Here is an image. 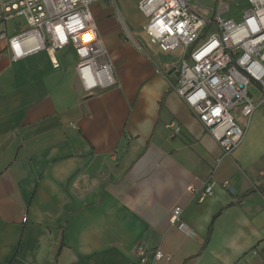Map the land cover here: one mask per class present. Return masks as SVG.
<instances>
[{
	"label": "crops",
	"instance_id": "0c3cea01",
	"mask_svg": "<svg viewBox=\"0 0 264 264\" xmlns=\"http://www.w3.org/2000/svg\"><path fill=\"white\" fill-rule=\"evenodd\" d=\"M94 19L101 39L110 34L115 85L92 94L70 48L14 62L0 41V264H136L137 244L172 255L154 264H264V108L236 115L245 136L222 156L169 86L178 61ZM1 29L9 38L26 24Z\"/></svg>",
	"mask_w": 264,
	"mask_h": 264
},
{
	"label": "built area",
	"instance_id": "2783aa9c",
	"mask_svg": "<svg viewBox=\"0 0 264 264\" xmlns=\"http://www.w3.org/2000/svg\"><path fill=\"white\" fill-rule=\"evenodd\" d=\"M97 1L0 0V41H6L14 62L39 52L52 54L70 48L85 92L110 88L115 85L112 64L91 13ZM191 1L141 0L137 9L147 21L143 32L150 44L164 52L183 50L174 68L175 82L169 86L218 144L222 156L229 157L246 132V125L240 126L236 115L249 121L264 106V0H247L238 23L222 17L229 10L223 0L218 1L212 17ZM14 19L24 21L26 29L7 38L1 24ZM250 86L257 88L258 98L250 95ZM169 127L173 134L180 131L174 123ZM215 185L207 182L197 201L211 196ZM222 187L228 188V183ZM180 213L181 208H174L171 224L179 221ZM177 228L184 230L185 226L178 223ZM132 252L136 264L172 259L169 253L149 251L140 244Z\"/></svg>",
	"mask_w": 264,
	"mask_h": 264
},
{
	"label": "rangeland",
	"instance_id": "374dc122",
	"mask_svg": "<svg viewBox=\"0 0 264 264\" xmlns=\"http://www.w3.org/2000/svg\"><path fill=\"white\" fill-rule=\"evenodd\" d=\"M212 0H196L197 3L202 5H209L208 7H216L219 0H215L211 4ZM136 2L137 0H99L91 6V13L94 18L97 19V16H101L103 19L98 20L97 23L100 25L103 24L105 21L115 20L117 23V28L121 31L122 40L125 38L130 42L128 36L130 33L134 36L137 45L144 50L148 54H152L154 50H156L149 42L145 33L143 32V27L146 25L147 21L142 19L139 15H137L136 9ZM229 6V12L226 14L227 19L232 18L235 22H240V17H242V11L245 9L244 4L247 0H223ZM195 5V1L192 2ZM126 23L128 28L123 25V21ZM106 38L110 37L109 32L105 33ZM204 36H202L203 38ZM104 36V40L106 39ZM102 39L104 46H106L105 41ZM107 48V47H106ZM59 51V50H57ZM56 51V52H57ZM72 51L70 50L68 54L70 55ZM183 50H177L176 52H167L165 54L170 60L175 62H179L182 58ZM248 92L253 98H258L259 91L256 87L250 86L248 88ZM264 106L258 108L255 112L259 109H263ZM255 114V113H254Z\"/></svg>",
	"mask_w": 264,
	"mask_h": 264
},
{
	"label": "trees",
	"instance_id": "16d2710c",
	"mask_svg": "<svg viewBox=\"0 0 264 264\" xmlns=\"http://www.w3.org/2000/svg\"><path fill=\"white\" fill-rule=\"evenodd\" d=\"M217 216H218V214L214 215L213 218H212V220H211V222H210V224H209L208 232H207V239H208V237H209V235H210V233H211V229H212L213 221H214V219H215Z\"/></svg>",
	"mask_w": 264,
	"mask_h": 264
},
{
	"label": "water",
	"instance_id": "95a60500",
	"mask_svg": "<svg viewBox=\"0 0 264 264\" xmlns=\"http://www.w3.org/2000/svg\"><path fill=\"white\" fill-rule=\"evenodd\" d=\"M174 73V69H172L171 71H170V74H173Z\"/></svg>",
	"mask_w": 264,
	"mask_h": 264
}]
</instances>
